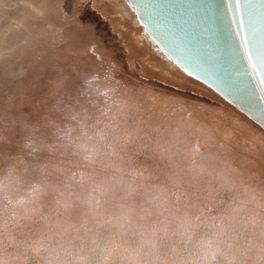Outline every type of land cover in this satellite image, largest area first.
Wrapping results in <instances>:
<instances>
[{
  "label": "bare ground",
  "instance_id": "bare-ground-1",
  "mask_svg": "<svg viewBox=\"0 0 264 264\" xmlns=\"http://www.w3.org/2000/svg\"><path fill=\"white\" fill-rule=\"evenodd\" d=\"M103 1L107 3L106 6L119 13L118 17L130 18L140 27L142 34L139 33L138 40L149 49L150 55L156 57L153 66L165 71L167 75L174 72L223 99L211 88L189 77L165 59L148 39L144 28L138 24L136 15L124 0ZM47 13L52 15L49 9ZM76 41L88 44V38H84V35H76ZM63 59L59 56L55 60ZM2 71L1 76L0 69V89L14 92L10 77L6 80L12 74L7 64L2 65ZM63 72L57 69L39 75L38 67L31 64L27 73L28 78L43 86L42 91L36 93V98L45 100L46 106H40L36 118L47 116L53 121L52 126L45 127L44 131L52 133L50 142L55 143L62 153L56 159L57 170L51 175L32 174L25 178L24 183L16 184L13 180L10 187L0 194V208L6 206L14 209L17 214L29 212L21 220V226H26L21 228L24 233H38L34 219L41 216L47 217L58 228L57 233L49 236L47 232L41 233L44 239L40 245L47 246L44 256L32 253V246H21L24 252L31 250L36 262L43 264H56L55 261L60 258L66 259L69 264L74 258L79 260V264H132L134 257H146L151 249H161L164 244L163 238L147 241L141 235L152 238L157 234H170L171 231L181 234L179 223H188L194 217L206 218L205 230L208 232L214 226L209 218L211 213L220 215L227 212L231 220L224 221V225L217 229L221 240L237 243V247L246 249V254L264 244V226L248 227L252 224L255 213L249 208L255 207L258 201V196L253 193H264V161L257 155V151L249 149L238 136L223 132L221 127L212 129L207 123H203L201 117L168 125L162 119L165 131L161 132H153L157 128L149 127L146 133L151 135L152 142L156 145L151 149H135L141 143L138 139L125 145L113 144L118 138L108 122L93 118L78 122L62 117L60 110L64 108V104L61 96L55 92L52 78L59 77ZM35 85H30L32 92ZM89 85L92 87L91 91L100 93L94 82L90 81ZM73 93L79 98L80 105L88 111L100 108L86 102L80 92ZM104 95H107V90L101 94L100 99ZM103 102L99 104H104ZM105 104V114L110 116L108 103ZM41 124L46 125L47 120H42ZM85 161L103 164L106 169L102 170L94 165L89 167L83 164ZM132 169L142 171L141 181L129 180L114 172ZM16 176H22V173L14 171L13 177ZM70 177H75V180L69 179ZM32 183L36 184L35 189L32 188ZM173 190L177 191V207H173L170 200L173 198ZM246 198L249 208L237 203ZM106 231L119 237L117 248H114L116 253L123 252L131 243L135 245V250L125 254L134 253L114 260L103 258L101 251L107 247L101 242H91L90 238H98ZM60 233H67L68 237L57 236ZM177 240L175 235L167 237L165 241L170 244ZM79 252L86 255L77 258ZM232 252L236 253L235 250ZM44 257H48V260Z\"/></svg>",
  "mask_w": 264,
  "mask_h": 264
},
{
  "label": "rangeland",
  "instance_id": "rangeland-1",
  "mask_svg": "<svg viewBox=\"0 0 264 264\" xmlns=\"http://www.w3.org/2000/svg\"><path fill=\"white\" fill-rule=\"evenodd\" d=\"M106 5L102 0H0L1 76L2 65L7 64L12 74L6 80L10 77L14 89L16 86H23L31 94L30 85L39 84L27 77L31 64L38 67L39 75L51 70H63L59 77L52 78V82L55 86L60 84V90L80 92L86 102L100 107L96 111H88L89 118L108 122L118 138L113 144L125 145L138 139L141 143L135 149H151L156 145L152 142L151 135L146 133L149 127L157 128L153 132H161L165 131L162 119L168 125L201 117L203 123H207L212 129L221 127L223 132L238 136L249 149L257 151V155L264 161V131L259 126L204 87L193 84L174 72L167 75L165 71L158 70L152 65L156 57L150 55L149 49L138 40V35L142 34L140 27L130 18L118 17L119 13ZM47 9L52 15L47 13ZM78 34L88 38L87 45L76 41ZM59 56L64 59L55 60ZM90 81L96 84L100 93L91 91ZM106 90L107 95L100 99ZM101 101L104 104H99ZM105 103H108L110 116L105 114ZM28 110L25 109L26 112ZM83 164L106 169L103 164L96 165L92 161H85ZM114 172L129 180L141 181V170ZM165 185L169 186L168 183ZM176 193V190L171 192L173 207L179 204L175 199ZM262 193L263 191L253 193L258 196L255 207L249 208L247 198L237 202L255 212L249 228L254 225L264 226ZM0 209L3 210L0 222L6 225L5 243L9 245L5 249L7 264H43L36 262L31 250L27 253L20 247L32 246V253L44 256L46 249L40 245L44 239L41 233L47 232L48 236L57 233L56 224L50 223L45 216L38 217L34 219L38 233L29 235L21 227L15 226L22 225L21 220L28 211L17 214L14 209L6 206ZM209 218L214 226L208 232L205 230L206 218L194 217L188 223H179L181 234L171 231L170 234H157L152 238L141 235L147 241L163 238L164 244L161 249H151L146 257H134L131 263L264 264V244L246 254V249L237 247V243L232 244V241L219 238L217 229L224 225V221L231 220L228 212L220 215L211 213ZM175 235L178 237L176 242L168 244L165 241L167 237ZM57 236L67 238L68 234L60 233ZM93 239L107 247L101 251L103 258H123L134 253L125 252L135 250V245L131 243L123 252L116 253L114 248H117L119 237L110 231L103 232L98 238H90V241L93 242ZM33 240L40 243L33 245ZM35 248L39 251H34ZM8 253H19L22 258L14 259ZM78 255L77 258H82L86 254L79 252ZM23 256L30 259L24 260ZM66 261L60 258L55 263L65 264Z\"/></svg>",
  "mask_w": 264,
  "mask_h": 264
},
{
  "label": "water",
  "instance_id": "water-1",
  "mask_svg": "<svg viewBox=\"0 0 264 264\" xmlns=\"http://www.w3.org/2000/svg\"><path fill=\"white\" fill-rule=\"evenodd\" d=\"M165 59L264 130V0H124Z\"/></svg>",
  "mask_w": 264,
  "mask_h": 264
},
{
  "label": "snow or ice",
  "instance_id": "snow-or-ice-1",
  "mask_svg": "<svg viewBox=\"0 0 264 264\" xmlns=\"http://www.w3.org/2000/svg\"><path fill=\"white\" fill-rule=\"evenodd\" d=\"M61 87L60 84H57L55 92L61 96V102L64 104V108L60 110L62 117L78 122L87 120L89 118L88 109L80 105L79 98L70 90L60 91ZM42 88V85L36 84L31 94H28L27 89L23 86H16L14 92L0 89V194L10 187L13 180L16 184L24 183L26 182L25 178L32 174L47 173L51 175L57 170L56 159L62 153L55 143L50 142L52 133L44 131L45 127L52 126L53 121L47 116L36 118L40 106H46L45 100L36 98V93L41 92ZM78 105L80 106L77 107ZM26 108L31 111L26 112ZM42 120H47V124L42 125ZM14 171L22 173V176L13 177ZM69 179L75 180V177ZM31 186L33 189L36 188L35 183H32ZM2 211L0 209V219H2ZM5 226L0 222V264H7L5 249L9 245L5 243ZM7 238L12 239L11 237ZM46 239L50 240L51 237H46ZM93 242H96L95 239ZM38 243L40 242L32 241L33 245ZM34 251H39V249L35 248ZM7 255L17 260L22 258L19 253H8ZM23 259L30 258L23 256ZM44 259L48 260V257H44ZM65 264H69V262L66 261ZM71 264H79V260L74 258Z\"/></svg>",
  "mask_w": 264,
  "mask_h": 264
}]
</instances>
